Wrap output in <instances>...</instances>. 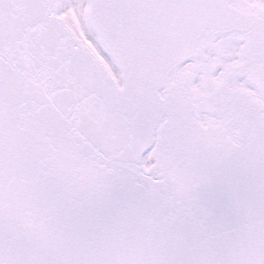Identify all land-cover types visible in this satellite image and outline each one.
<instances>
[{"label": "snow or ice", "instance_id": "6c2138e0", "mask_svg": "<svg viewBox=\"0 0 264 264\" xmlns=\"http://www.w3.org/2000/svg\"><path fill=\"white\" fill-rule=\"evenodd\" d=\"M0 264H264V0H0Z\"/></svg>", "mask_w": 264, "mask_h": 264}]
</instances>
